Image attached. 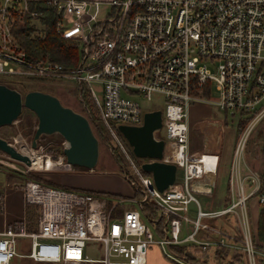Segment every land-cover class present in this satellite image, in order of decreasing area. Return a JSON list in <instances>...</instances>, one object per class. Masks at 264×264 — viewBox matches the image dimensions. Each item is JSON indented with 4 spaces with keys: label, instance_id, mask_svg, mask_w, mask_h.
<instances>
[{
    "label": "built area",
    "instance_id": "1",
    "mask_svg": "<svg viewBox=\"0 0 264 264\" xmlns=\"http://www.w3.org/2000/svg\"><path fill=\"white\" fill-rule=\"evenodd\" d=\"M39 6L53 9L55 31L76 44L73 65L34 57L18 39L15 29L25 21L35 31L42 29ZM99 6L106 9L102 18H97ZM0 76L7 79L2 84L14 89L17 77L76 82L78 100L83 87L122 152L117 126L142 125L143 114L152 110L143 109L137 97L160 95L162 137H155L164 148L157 161L176 166L174 183L159 192L140 169L141 163L155 160L134 164L125 154L135 177L127 180L141 194L140 200H129L134 207L126 208L120 200L105 209L103 198L92 192L24 182L22 202L36 209V229L29 231L23 220L3 221L0 264L14 258L39 264H146L154 245L176 264H190L185 260L189 254L208 259L209 252L264 264V243L258 242L250 218L251 201L257 199L258 211L264 208V0H0ZM93 84L98 85L97 97ZM192 102L210 103L226 123L245 125L233 149L228 202L218 208L203 207L199 191L211 192L194 184L214 171L190 152ZM257 126L260 171L247 168L243 160L246 140ZM39 153L38 147L27 148L26 173L73 170L64 155L52 160ZM34 158L38 168L30 164ZM15 163L0 151V166L16 169ZM2 206L0 195V212ZM117 206L120 214L114 212ZM21 238L28 239L26 254L17 252ZM88 241L102 245L100 259L86 257Z\"/></svg>",
    "mask_w": 264,
    "mask_h": 264
},
{
    "label": "rangeland",
    "instance_id": "2",
    "mask_svg": "<svg viewBox=\"0 0 264 264\" xmlns=\"http://www.w3.org/2000/svg\"><path fill=\"white\" fill-rule=\"evenodd\" d=\"M98 10L99 14L97 18H102L106 13V9L104 6H99ZM6 81V78L0 76V83H7ZM12 81L14 83L13 86L20 90L22 95L30 90L49 93L55 96L63 106L69 107L73 111L84 115L88 119L91 129L98 140V159L95 167L91 170L81 166L72 165V171L51 170L43 171L41 173L35 171L26 173V168L19 162L15 163L16 169L0 166V195L3 197V206L1 207L2 210L0 212V226H2L3 221L9 223L15 220H23L26 222L29 231H34L36 229V209L34 207H26L22 202V186L24 182L28 180L40 181L44 184H51L54 187L59 186L71 190L92 192L103 198L102 200L105 203V209H109L110 206L120 200L124 201L122 205H126L125 208L130 206L129 200L131 198L121 196L127 195L131 197L133 194L134 197V193H131L133 186L130 185L127 177L132 179L135 177L132 174L130 164L125 154L130 157L134 164H140L144 160L132 155L131 149L124 139L120 140L124 149V152H122L120 147H114L113 144L115 141L109 136L107 131V133L105 132L103 136H101V134L94 129L96 125L94 121H90L92 120V117L86 107L84 97L82 96L81 102L78 101L76 95L78 86L76 82L69 79L52 80L37 77H32L30 79L17 77ZM91 87L94 95L97 97L99 95L98 85L93 84ZM84 91L86 92V90ZM210 95V100L216 98V93L213 90H211ZM137 99L143 109L152 111L161 110L164 106L163 100L158 94H153L149 100L141 96L137 97ZM220 113L221 112L210 103L192 102L188 106V120L191 125L189 128L190 152L194 154L196 160L203 163L207 171L212 172H216L220 168H224V172L231 169L233 149L240 133L245 128V125L236 127L233 123L234 120L226 119L227 127L224 132L220 131L213 120L214 117H219ZM36 125L37 118L34 113L23 108L21 114L12 124L0 127V138L6 140L17 150H21L24 147L29 148L31 147L30 144ZM161 134L162 131L156 133V136L162 137ZM260 136V126H257L250 133L244 146L243 160L247 168H250L251 170H256L254 165L258 159L255 160L254 156L258 154ZM36 142L37 147L40 148L41 154L50 156L52 160H55L56 158L53 156L52 152H49V150H60L63 148L64 140L58 134H52L48 136L43 135ZM204 142L207 143L206 150H203ZM216 147H219L221 156L215 154V152L209 151V149H214ZM205 160L213 161H207L206 163ZM121 166H123V168ZM242 168L244 171L245 167L243 166ZM258 171L260 170L258 169ZM219 182L218 192H216L215 195L212 192L208 193L207 190L204 189L199 191L198 198L203 207H205L207 203H211V205L216 208L221 200H223L222 197L224 196V189L226 188V179L222 177L219 179ZM196 187L197 186L192 187L194 192ZM133 190L135 189L133 188ZM138 194L139 195L134 198L140 200L141 194L139 192ZM225 200H227V198ZM250 203L252 205L250 208V218L252 224L255 225L259 206L257 204V199ZM120 209L121 207L117 206L114 212L120 214ZM185 233L186 232L183 231L182 235H185ZM27 244L28 239L21 238L18 241L17 252L20 254H26L28 252L26 249ZM101 249L102 245L99 242L88 241L84 254L89 259H100L102 257ZM163 255L164 251L159 246L154 245L149 247L146 264H176ZM229 255L226 256V260L221 261L219 259H213L212 261L211 252H209L208 264H214V261H216L215 264H224L231 257ZM10 264L39 263H35L27 258H14Z\"/></svg>",
    "mask_w": 264,
    "mask_h": 264
},
{
    "label": "water",
    "instance_id": "3",
    "mask_svg": "<svg viewBox=\"0 0 264 264\" xmlns=\"http://www.w3.org/2000/svg\"><path fill=\"white\" fill-rule=\"evenodd\" d=\"M28 109L37 118V125L32 137L31 148L36 149L37 140L45 135L58 134L65 142L63 155L67 163L91 170L98 159V140L88 119L69 107L63 106L53 95L38 90L27 91L21 95L16 89L0 83V127L12 124ZM162 126L161 111L153 110L143 114L140 126L118 125L117 130L130 147L132 155L139 159H154L143 162L140 169L149 174L154 186L162 192L175 181L176 166L157 161L162 158L164 142L157 139ZM0 151L12 160L27 164L28 157L17 151L6 140L0 138ZM207 178H210L206 181ZM195 185L213 191L214 180L209 175L194 181Z\"/></svg>",
    "mask_w": 264,
    "mask_h": 264
},
{
    "label": "trees",
    "instance_id": "4",
    "mask_svg": "<svg viewBox=\"0 0 264 264\" xmlns=\"http://www.w3.org/2000/svg\"><path fill=\"white\" fill-rule=\"evenodd\" d=\"M39 8L44 12V16L40 19V22L42 24V29L39 31L36 29L35 31L34 26H30L28 24V21H25V23L22 26H18L15 29L18 39L22 41L28 54L34 57H38V58L48 57L49 59L55 62L62 63L66 66L73 65L74 62L76 61L78 54L76 44L71 39L62 37L60 34H58L55 31V18H54L53 9L51 7L39 6ZM81 94L84 97V102L86 104L87 109L89 110V114L92 117L91 118L92 120L90 121H94L96 125L94 129H96V131L99 134H101V136H103L106 130L99 122L94 104L90 100L88 94L83 90V87L81 88ZM201 94L207 96L208 92L202 91ZM49 152H52L53 156L56 158L59 155H63V148H61L58 151L49 150ZM121 167L123 168V166ZM143 174L146 175V173ZM46 185L53 186L51 184H46ZM60 188H64V187H60ZM133 193H134V197L139 195L138 191L136 190H134ZM142 211L143 213L145 212L144 207H142ZM255 225H256V236L258 242L264 243V208L258 211ZM214 255H215L214 257H211L212 261L213 259H219L222 261V260H226L227 258L226 255H222L220 253H215ZM185 260L190 264H208L209 262V258L201 260V258L191 256L190 254L185 257ZM215 262L216 261H214V264ZM224 264H245V261L242 256L235 255V256H231L229 260L226 261Z\"/></svg>",
    "mask_w": 264,
    "mask_h": 264
},
{
    "label": "crops",
    "instance_id": "5",
    "mask_svg": "<svg viewBox=\"0 0 264 264\" xmlns=\"http://www.w3.org/2000/svg\"><path fill=\"white\" fill-rule=\"evenodd\" d=\"M96 1H102V2H104V1H110V0H96ZM214 122H215V125L219 128V130L220 131H222V132H224V130H225V128L227 127V123L225 122V120H224V117L222 116V114L220 113L219 114V117L217 116V117H214ZM188 122H189V120H188ZM191 125H190V122H189V127H190ZM204 144V147H203V150H206V145H207V143L206 142H204L203 143ZM209 151L210 152H215V154H217V155H219V156H221V151H220V149H219V147L217 148H214V149H209ZM231 153H232V151H231ZM230 156H232V155H230ZM231 158V157H230ZM254 159L255 160H257V157L256 156H254ZM207 161H210V162H212L213 160H205V162L207 163ZM254 167L258 170H261V163H260V159H258L257 160V162H255V165H254ZM224 170V168H220V169H218L216 172H214L213 173V176H211V178H213V180H214V186H213V194L215 195V193L216 192H218V183H220L219 182V179L220 178H222V177H224L225 179H226V188L224 189V196L222 197V199L223 200H221V202L218 204V206L216 207V208H218V207H221V206H224V204H226L227 202H228V200H225L226 198H227V186H228V177H229V171H223ZM210 178H207L206 179V181L207 180H209ZM132 187V186H131ZM132 190V192L131 193H133V188L131 189ZM121 196H125V197H127V198H131V199H135L134 197H133V194H132V196L130 197V196H127V195H121ZM226 197V198H225ZM130 199V200H131ZM130 203V202H129ZM251 204V203H250ZM130 206L132 207H134V205H132L131 203H130ZM209 206H211V208H214L212 205H211V203H210V205ZM252 206V205H251ZM258 214V213H257ZM15 221H19V220H15ZM10 223V222H9ZM1 227V226H0Z\"/></svg>",
    "mask_w": 264,
    "mask_h": 264
},
{
    "label": "bare ground",
    "instance_id": "6",
    "mask_svg": "<svg viewBox=\"0 0 264 264\" xmlns=\"http://www.w3.org/2000/svg\"><path fill=\"white\" fill-rule=\"evenodd\" d=\"M2 84V83H1ZM5 85V84H4ZM7 86V85H6ZM9 87V86H8ZM11 88V87H10ZM14 89V88H13ZM22 95V94H21ZM24 95V94H23ZM79 101V100H78ZM80 102V101H79ZM24 146V145H23ZM21 148V147H20ZM17 150V149H16ZM17 151H20V153H23V154H26V152H27V148L25 149V148H22L21 150H17ZM30 164H32V165H34V167H36V168H38L39 167V160H38V158H34V159H32L31 160V162H30ZM46 165L49 167V166H51L52 164H51V162H50V160H48V161H46ZM20 221V220H19ZM13 222H15V221H13Z\"/></svg>",
    "mask_w": 264,
    "mask_h": 264
},
{
    "label": "flooded vegetation",
    "instance_id": "7",
    "mask_svg": "<svg viewBox=\"0 0 264 264\" xmlns=\"http://www.w3.org/2000/svg\"><path fill=\"white\" fill-rule=\"evenodd\" d=\"M204 155V154H203Z\"/></svg>",
    "mask_w": 264,
    "mask_h": 264
}]
</instances>
